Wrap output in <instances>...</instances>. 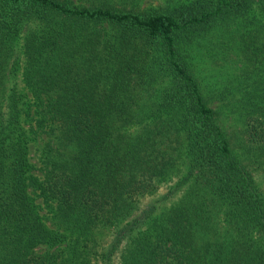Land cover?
Returning a JSON list of instances; mask_svg holds the SVG:
<instances>
[{
    "label": "trees",
    "instance_id": "trees-1",
    "mask_svg": "<svg viewBox=\"0 0 264 264\" xmlns=\"http://www.w3.org/2000/svg\"><path fill=\"white\" fill-rule=\"evenodd\" d=\"M140 1L0 0V264H264V0Z\"/></svg>",
    "mask_w": 264,
    "mask_h": 264
},
{
    "label": "rangeland",
    "instance_id": "rangeland-1",
    "mask_svg": "<svg viewBox=\"0 0 264 264\" xmlns=\"http://www.w3.org/2000/svg\"><path fill=\"white\" fill-rule=\"evenodd\" d=\"M75 2H77V0H73ZM168 0H141L140 1V7L141 8H146V7H159V6H166L168 5ZM126 6V5H125ZM123 4L120 5V7H125ZM26 34V33H25ZM22 42V41H21ZM206 56V54L201 51V55ZM21 63H23V56L18 58ZM208 60L207 62L205 61L204 64V68H205V74H208L209 77L206 78V82L213 86L212 88H214L215 86V82H216V77L214 75H216V73H223V75H227V68H221V67H213L212 65L208 64ZM213 67V70H212ZM215 68V69H214ZM212 70V72H211ZM212 74V78H210V75ZM211 99V98H209ZM233 101L229 100L228 102H224L223 104H220L218 102H215L213 100H211V105L213 108L220 110V112H222V121H223V125L226 128L228 134L233 138L234 141H236L235 139L237 137L242 136V132H243V125L239 119V115L237 114H232L230 111V109L223 107V105H227L228 103H231ZM41 142L38 143L37 146H33L32 150L33 152V162H35L37 164L38 169L42 170L44 169V164L42 162V160L39 159L40 157V152H35V150L39 147H42L44 145V143L46 142V138L43 137V139L41 138L40 140ZM237 148V145H236ZM249 169L252 171L256 181L258 182V184L261 186L262 190L264 191V174L262 172H260L259 170H255L252 167H249ZM38 176L42 177L44 172L43 171H37L36 173ZM172 184H161L159 185L156 190L147 196H144L140 199V202L138 203L137 206V210L135 212H133V214L128 217L124 222L120 223L117 226L114 227H107V228H103L100 229L96 232L97 238H98V248L100 250H106L110 247V245L114 242L115 237H116V233L118 232V230H120L122 227H124L126 225L127 222H131L132 220H134L135 218L139 217L140 215H142L145 210H147L149 207L151 206H155L156 207V214H158L160 211L162 210H166L167 208H169L170 206L173 205V202L175 203L176 201L179 200V198L182 196L183 192L180 194L179 192H177L176 196L172 198V200L166 201L164 198L165 196L169 195V193L172 190ZM184 191V190H183ZM173 201V202H172ZM38 204L43 205L42 204V199H38ZM44 216H46L48 224L51 228H56L53 220L50 218V216L46 213V211L42 212ZM126 250V242L123 243V245L120 248V251L118 253V255L115 257V260L113 262V264H120V260H121V256L124 253V251ZM45 251H47L46 247H39L37 248V252L39 254L44 253Z\"/></svg>",
    "mask_w": 264,
    "mask_h": 264
}]
</instances>
